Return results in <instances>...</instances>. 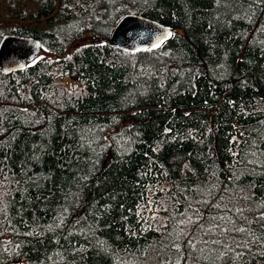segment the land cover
Returning a JSON list of instances; mask_svg holds the SVG:
<instances>
[{"label": "trees", "instance_id": "trees-1", "mask_svg": "<svg viewBox=\"0 0 264 264\" xmlns=\"http://www.w3.org/2000/svg\"><path fill=\"white\" fill-rule=\"evenodd\" d=\"M15 1L51 56L0 70V264H264V0Z\"/></svg>", "mask_w": 264, "mask_h": 264}, {"label": "water", "instance_id": "water-1", "mask_svg": "<svg viewBox=\"0 0 264 264\" xmlns=\"http://www.w3.org/2000/svg\"><path fill=\"white\" fill-rule=\"evenodd\" d=\"M168 31L172 32L170 26L144 15L128 12L117 21L106 38V43L120 51L135 53L152 47L156 38ZM37 45L41 43L34 37L3 34L0 38V70L11 73L24 69L41 53L42 47ZM156 49L158 48L153 50Z\"/></svg>", "mask_w": 264, "mask_h": 264}, {"label": "rangeland", "instance_id": "rangeland-1", "mask_svg": "<svg viewBox=\"0 0 264 264\" xmlns=\"http://www.w3.org/2000/svg\"><path fill=\"white\" fill-rule=\"evenodd\" d=\"M24 9L27 12H34L35 6L30 2L26 1L23 5ZM21 5H19L15 0H0V26L5 27L11 23L18 22L21 24H27L30 27H34L37 29H41L45 27V20L44 18H40L37 21L25 19L21 20L17 14L18 9H20ZM41 57H48L51 56L48 52L42 50L39 54ZM68 81L66 80V83Z\"/></svg>", "mask_w": 264, "mask_h": 264}, {"label": "snow or ice", "instance_id": "snow-or-ice-1", "mask_svg": "<svg viewBox=\"0 0 264 264\" xmlns=\"http://www.w3.org/2000/svg\"><path fill=\"white\" fill-rule=\"evenodd\" d=\"M173 35L172 32L168 31L166 33H163L162 35L158 36L156 38V42L152 45V47L146 49L147 51H152L154 48H159L168 38H170L171 36ZM37 47H42V45H37ZM137 51H140V49H137ZM68 59H71V57H68ZM37 61L34 59L32 60V63L35 64ZM23 67V65H22ZM235 142V141H234ZM234 155H236L234 153ZM152 202L149 201L148 204L150 205ZM239 211V210H238ZM153 219H155V217H153ZM213 219H216V217H213ZM221 219H223V217H221ZM258 219L260 220H264V212L261 213V215L258 217ZM183 223V221H182ZM187 223L189 224H192V223H199V221H193L191 218H188L187 220ZM210 231V230H209ZM237 231H240V232H245L246 229L244 228H239L237 229ZM180 235H183V233H180ZM179 238V237H178ZM188 246L189 247H192V248H195V245L194 243L192 242V240H188ZM176 248L177 250L179 251L180 250V247H179V244L176 245Z\"/></svg>", "mask_w": 264, "mask_h": 264}]
</instances>
